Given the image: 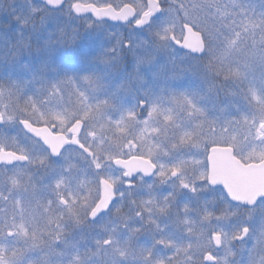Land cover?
<instances>
[{
	"label": "rangeland",
	"instance_id": "1",
	"mask_svg": "<svg viewBox=\"0 0 264 264\" xmlns=\"http://www.w3.org/2000/svg\"><path fill=\"white\" fill-rule=\"evenodd\" d=\"M158 1L164 7L161 16L142 31L76 19L70 5H130L138 19L146 0H66L58 11L33 0L0 2V151L41 149L24 135L19 120L35 126L54 122L64 134L80 120L79 141L98 159L111 161L136 146L137 155L159 166L158 176L196 172L202 182L197 188L202 192L201 233L183 242L170 227L157 243L166 256L153 264L193 263L194 256L200 253L203 260L210 252L216 264H247L248 250L264 252V200L252 209L229 204L220 190L205 184V160L212 146L231 147L243 163L264 159V79L258 69L264 66V47L250 44L244 52L240 46L245 37L264 35V10H258L264 0H223L214 8V21L210 16L185 20L171 0ZM184 22L204 38L203 57L183 55L170 44V35L182 38ZM139 102L146 107L141 110ZM69 156L65 153L64 159ZM63 167L56 173L61 179L54 196L59 198L48 200L42 217L23 220L21 191L8 202L0 198V264H127L128 257L136 262L140 249L128 254L129 237L111 228L109 217L92 229L84 222L100 195L93 173L80 171L72 187L63 179L68 174ZM19 173L0 170V196L5 183L20 188ZM172 193L166 191V198ZM162 222L164 230L168 223ZM104 224L105 232L95 231ZM243 228L248 236L236 242ZM182 233L188 237V230ZM217 233L222 236L219 251L212 244Z\"/></svg>",
	"mask_w": 264,
	"mask_h": 264
},
{
	"label": "flooded vegetation",
	"instance_id": "2",
	"mask_svg": "<svg viewBox=\"0 0 264 264\" xmlns=\"http://www.w3.org/2000/svg\"><path fill=\"white\" fill-rule=\"evenodd\" d=\"M3 1L5 0H0V2ZM182 3L183 5L180 11L182 18L185 20L187 17H192L194 19L197 17L199 20H203V18H208V16H210V20L214 21V0H183ZM65 4L66 0L64 1L63 6ZM16 12L19 14L18 11ZM181 25L183 28V26L190 24L188 22H184ZM191 28L193 29V27ZM180 53L192 58H201L194 57L187 53ZM82 124L84 128V123L82 122ZM38 126H46L50 129L51 127H54L55 130L51 131L52 134L60 133L57 131V126L54 122H51V124H41ZM68 130L66 134H61H64L66 139L70 140L72 139V135L68 134ZM24 135L28 139L37 143L41 149L29 153L15 152L23 157H26V162L23 164L18 163L13 166L0 167V170L12 169L20 171L18 177V179H20V188L11 189L10 186L5 183L3 186V193L0 198L3 197V200L8 202L12 194L17 192V190L23 192V195H25L23 205L24 210L22 212L23 220H31L42 217L44 205L47 204L48 200L59 198L57 195L54 196L56 181L57 179H61V177L58 178L56 176V173L58 171L64 172L66 170V168L63 167L65 164L68 167V174H65L63 179L65 180L67 186H74V184L79 179L77 175H79L80 171L87 169L89 172L93 173L94 179L96 180L95 186L99 187L100 195L95 204L88 211L84 222H86L90 229H92L97 222L102 220L106 222L107 217H109L110 223L108 225L111 228H119L118 230L123 232L124 238L126 235L129 237L130 241L126 246L128 254L134 252L136 248L140 249L141 255L137 261L133 262V260L128 257L130 260L128 262L126 261L127 264H153L156 259L162 260V258L166 255L158 247L157 243L161 237H166L168 235V229L170 227L172 234L177 236L179 233L180 236H183V242H186L188 239L192 241V235L197 238V235L201 233L200 220L202 218V192L199 190L197 191V188L202 185V182L197 180L196 172L173 171L169 173V175L166 173V175L164 174L165 176H158L160 168L156 162L149 158L137 155L135 152L136 146H133V152L131 154H123L117 157V159L128 160L132 157H141L147 159L155 166V172L150 178H145L141 174H137L134 178L128 179L125 178L127 175L126 171L113 167L112 161L114 159L111 161H106L104 159H98L95 157L94 153L86 147V144L79 141L82 134L77 138V140L80 144L88 149L89 154L75 147H66L64 150H62L57 158L52 157L50 151L47 150L39 140H36L27 134ZM210 149L208 150V154ZM65 153L70 154L69 159L67 160L64 159ZM208 154L205 160L207 176ZM62 163L63 165H60ZM107 166L110 167L109 171ZM173 174H175V176H173ZM102 181H106L108 184H110L116 199L107 212L99 216L94 221H90V213L102 195ZM174 183H176V186L172 187L171 185ZM205 184L209 189L214 191L213 188L208 186L207 178ZM168 190H171L173 193L166 198V191ZM147 199H149L150 202L152 201L149 206L144 204V201ZM59 203L63 207L67 206V202L61 198L59 199ZM10 209L11 208L9 207L7 211ZM5 215L8 217L7 212H5ZM162 221H167L168 223L164 230H162L164 227ZM177 223H183L188 227ZM105 229L106 225L104 224L95 231H99L100 234H102L105 232ZM187 230L188 237L182 233V231ZM9 234L11 236H9ZM7 238L12 239L13 234L8 232ZM196 241L195 246L197 245ZM109 245V241L104 243L105 247H108ZM208 254H211V252ZM144 255L146 258H144ZM194 258L195 261L193 263H188L186 261L184 263L176 264H204L203 260H201L200 253L199 256L196 255ZM165 264H172V262H166Z\"/></svg>",
	"mask_w": 264,
	"mask_h": 264
},
{
	"label": "water",
	"instance_id": "3",
	"mask_svg": "<svg viewBox=\"0 0 264 264\" xmlns=\"http://www.w3.org/2000/svg\"><path fill=\"white\" fill-rule=\"evenodd\" d=\"M41 3L51 10H58L65 0H33ZM161 5L158 0H146V10L141 17L134 23V29L142 30L149 26L152 21L159 18L162 14ZM71 13L77 18L90 16L95 22H109L113 25L125 26L133 22L136 18V10L130 5H124L119 9L112 6L98 7L94 4L73 3L70 7ZM159 13V14H157ZM184 36L182 40H176L173 35L169 37L170 42L178 50L189 53L192 56L200 57L205 53V44L201 34L194 31L187 25L183 26ZM145 103H139L141 109L145 108ZM19 122V126L28 136L39 140L43 146L50 151L51 156L57 158L62 150L66 147H75L89 154L77 138L83 131L81 121L74 122L68 130L72 139L67 140L64 134H52L54 127H39L31 124L26 120ZM3 118L0 114V127L3 126ZM260 130L264 133V123L261 124ZM23 156L12 151L0 152V167L23 164L26 159ZM208 186L213 189H221L226 199L233 205H240L245 208L254 207L259 201L264 199V159L257 163L243 164L233 154L230 147L215 146L210 149L208 157ZM114 168L126 171L125 178H134L141 174L145 178H150L155 172V166L147 159L141 157H132L128 160L114 159L112 161ZM175 176V174H173ZM102 195L93 210L90 213L89 220L94 221L99 216L108 211L110 206L115 202L113 189L106 181L101 182ZM241 230V235L236 237V242L246 240L247 233ZM248 229V228H247ZM9 236H11L9 234ZM212 243L215 250L219 251L222 247L221 234L212 236ZM204 264H216V259L207 254Z\"/></svg>",
	"mask_w": 264,
	"mask_h": 264
},
{
	"label": "trees",
	"instance_id": "4",
	"mask_svg": "<svg viewBox=\"0 0 264 264\" xmlns=\"http://www.w3.org/2000/svg\"><path fill=\"white\" fill-rule=\"evenodd\" d=\"M171 1H172L171 5H173V7H175L179 11V14L181 16V11L180 10H181V7L183 5V3H182L183 0H171ZM221 1H223V0H214V8H216L217 5L223 3ZM259 9L264 10V2H261L260 3V5L258 7V10ZM247 38L248 37H245L242 40L243 42L240 44L241 48L244 49V52H246V50L248 49V45H250V44H251V46H253L255 48L257 47L259 49L261 47H264V35L263 36H260L259 34H256V35H253L250 39H247ZM14 39H15L14 36H11L9 38V40H11V41H13ZM259 49H257V51H259ZM244 61L246 62V64H247V62L248 63L250 62V60H248L246 57H245V60ZM258 69H260L261 76L264 79V66L259 67ZM2 223L3 222H0V232L3 230V226H4V223L3 224ZM248 257L250 258V259H248L250 261L247 264H251V263L255 264V261L257 259H258L257 260V264H264V252L261 249L248 250L247 251V254H246V258H248Z\"/></svg>",
	"mask_w": 264,
	"mask_h": 264
},
{
	"label": "snow or ice",
	"instance_id": "5",
	"mask_svg": "<svg viewBox=\"0 0 264 264\" xmlns=\"http://www.w3.org/2000/svg\"><path fill=\"white\" fill-rule=\"evenodd\" d=\"M160 11H163L162 6H161V8H160ZM157 14H159V13H157ZM187 26H188V27H193L192 25H187ZM193 30H194V31L196 30L195 27H193ZM21 123L23 124L24 121H21ZM22 159H26V157H22ZM244 231H245V233H247L248 229L245 228Z\"/></svg>",
	"mask_w": 264,
	"mask_h": 264
}]
</instances>
